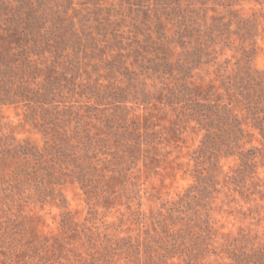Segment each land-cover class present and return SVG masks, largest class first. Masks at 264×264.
I'll use <instances>...</instances> for the list:
<instances>
[{"label":"rangeland","instance_id":"obj_1","mask_svg":"<svg viewBox=\"0 0 264 264\" xmlns=\"http://www.w3.org/2000/svg\"><path fill=\"white\" fill-rule=\"evenodd\" d=\"M43 1L66 5V0ZM72 1L78 13L90 6L93 18L97 7L91 2L102 5L99 22L90 23L98 43L71 62L67 77L58 70L61 91L39 97L53 104L27 101L21 93L15 103L0 96V145L27 141L43 149L54 139L44 121L51 115L69 118V134L78 126L82 136L94 138L108 137L107 121L123 147L108 137V154L98 156L100 176L92 177L95 187L89 195L71 177L54 184L56 178L47 177L45 169L37 171L45 173L42 189L17 183L16 165L1 164L0 264H178V257H162L159 242L168 236L177 241L181 229L195 234L206 220L213 233L209 246L216 255L207 256L204 264H222L224 249L234 245L263 248L260 136L252 131L241 141L244 150L259 151L253 179L236 186L230 176L240 164L238 156H228L220 146L223 151L212 158L218 150L214 144L201 150L204 128L189 122L181 106H172L177 61L184 50L177 42L172 8L178 2L199 6V0ZM216 2L222 6L211 1L207 19L201 11L196 15L201 21L185 42L194 62L191 84L200 99L231 103L248 122L245 104L250 100L229 95L224 88L227 78L248 69L264 71V0ZM216 18L223 20L219 32ZM114 29L122 45L111 35ZM44 67L39 69L45 78ZM253 75L247 81L250 91L258 92L263 86ZM190 220L195 221L191 229ZM146 244L154 248L146 251Z\"/></svg>","mask_w":264,"mask_h":264},{"label":"trees","instance_id":"obj_2","mask_svg":"<svg viewBox=\"0 0 264 264\" xmlns=\"http://www.w3.org/2000/svg\"><path fill=\"white\" fill-rule=\"evenodd\" d=\"M211 1L214 0H199V6L193 2L185 6L178 2L172 8V16L176 19L177 42L184 49L183 58L177 61L179 72L174 78L175 84L172 87V106H181L189 122L194 121L204 128L201 150L205 152V145L214 144L213 146L218 150L213 151L212 158L216 157L214 152L221 149L223 151L220 146L226 148L228 156H238L240 164L234 169L230 179L232 184L244 187L245 183L253 179L259 148L252 147L244 150L241 141L245 135L255 131L264 145V71L253 73L248 69L242 76H235V80L227 78L226 85L223 82L226 86L224 89L229 95H240L246 101L250 100L249 104H245L248 122L238 116L231 103L217 102L208 98L200 99L197 87L191 84L194 62L190 51L186 49L185 42L195 31L193 25L201 21H198L196 15H200L201 11L203 20L207 19L206 11L209 10ZM91 3L97 7L95 18L92 17L93 10L90 6L89 8L84 6L83 12L78 13L72 0H66L65 6L50 4L43 0H0V96L2 101L18 102L17 99L21 93L25 95L27 101L43 105L54 103V101L46 102L47 100L39 97L45 94L53 96L56 91H61V81L55 77L58 76V70L63 69V73L59 75L67 77L66 72L70 69L71 62L81 53L89 52L92 45L95 46L98 43L97 35L91 29L90 23L93 20L99 22L97 16L101 17L100 12H103V7L98 2ZM85 4L88 5V3ZM214 5L222 6L216 0ZM226 7L228 5L224 6ZM76 14L79 15L76 16ZM106 16L110 18L109 14ZM220 18L214 19V22L218 24L217 32L220 31V24L223 21ZM118 31L114 29L111 35L117 38L119 45H122L118 41L121 36L117 33ZM203 47L200 52L203 51ZM40 66H45L47 71L45 78L40 74L42 72L39 69ZM253 74L258 75L260 85L263 86L258 92L255 89L250 91L251 83L247 81L248 78L254 79ZM68 119L67 116L65 119L52 118L51 115L44 117L46 133L49 135L52 132L54 139L43 149H38L27 141L5 142L0 145V165L7 162L16 165L13 175L17 183L18 181L29 185L35 183V187L42 189L45 185L42 176L45 173L47 177L56 178L57 181L54 184H61L60 181L71 177L81 185L85 194L89 195L95 187L92 177L100 176L98 156L108 154L107 149L110 146L107 142L108 137L113 138L117 145L121 144V148L123 144L117 141L113 127L109 126L107 121L105 125L108 129V137L94 138L86 132L85 136H82L81 128L78 126H75L73 133L69 134ZM61 124L63 126H60ZM204 152H201L202 157H205ZM215 162L214 166L218 167V160L216 159ZM44 169L45 173H37ZM34 175L39 176L40 180H34ZM190 222L187 223L189 229L194 227L193 223L195 224V221L190 220ZM199 227V232L195 234H188L181 229L177 233L179 238L177 241L172 242L169 236L161 240L158 247L162 257H178L179 260L182 259V262L178 264H204L203 261L207 256L216 255L209 246L210 241H213L209 222L206 220ZM136 247L130 245L131 249H137ZM153 248L149 244L145 245L146 251ZM224 250L222 264H264V247L254 249L234 245ZM96 259L98 260L94 258L95 261ZM154 261L145 264H157ZM79 264L94 263L88 261Z\"/></svg>","mask_w":264,"mask_h":264}]
</instances>
